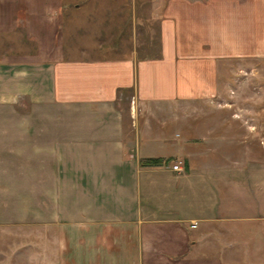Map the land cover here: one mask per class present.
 Returning <instances> with one entry per match:
<instances>
[{"label":"crops","instance_id":"0c3cea01","mask_svg":"<svg viewBox=\"0 0 264 264\" xmlns=\"http://www.w3.org/2000/svg\"><path fill=\"white\" fill-rule=\"evenodd\" d=\"M151 2L135 45L129 0H0V200H39L55 264H264V163L187 139L175 171L116 107L214 97L223 61L264 56V0ZM99 29L117 44L90 45Z\"/></svg>","mask_w":264,"mask_h":264},{"label":"rangeland","instance_id":"374dc122","mask_svg":"<svg viewBox=\"0 0 264 264\" xmlns=\"http://www.w3.org/2000/svg\"><path fill=\"white\" fill-rule=\"evenodd\" d=\"M151 1L129 0L127 18L121 30L122 41L135 33V45L138 40L142 44L146 42L140 39L139 33L144 32L143 25L147 23L144 18L149 17L148 9L154 4ZM158 1L160 12L165 0ZM103 4L99 2L98 8ZM128 5L147 9L142 21L136 16L132 20ZM98 15L100 17L101 13ZM141 22L142 26L138 25ZM156 24L151 19L152 42ZM83 26L79 33L86 32V25ZM114 31L117 33L119 29ZM99 32L93 40L88 38L90 45L100 40L105 42L103 48L107 44H117L116 34L108 37L101 29ZM116 107L122 116L138 119V132L166 140L167 153L173 154L175 161L183 162L181 151L190 139L193 150L198 149V143L202 144L199 148L202 159L223 164L235 160L238 163H264V56L223 61L219 70V89L212 98L134 104L130 93L125 92L119 96ZM64 134L69 132L63 131ZM140 141L143 146L156 144L153 137L150 140L140 137ZM37 202L39 200H0V264H55V227L53 224L44 226L38 220L40 208ZM22 213L28 215L19 219L23 217Z\"/></svg>","mask_w":264,"mask_h":264},{"label":"trees","instance_id":"16d2710c","mask_svg":"<svg viewBox=\"0 0 264 264\" xmlns=\"http://www.w3.org/2000/svg\"><path fill=\"white\" fill-rule=\"evenodd\" d=\"M161 162V159L160 158H143L141 160V164L142 165H146V166H149V165H158L160 164Z\"/></svg>","mask_w":264,"mask_h":264},{"label":"built area","instance_id":"2783aa9c","mask_svg":"<svg viewBox=\"0 0 264 264\" xmlns=\"http://www.w3.org/2000/svg\"><path fill=\"white\" fill-rule=\"evenodd\" d=\"M181 161H175L173 164H172V169L175 170V171H180L181 170Z\"/></svg>","mask_w":264,"mask_h":264}]
</instances>
